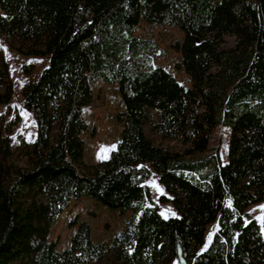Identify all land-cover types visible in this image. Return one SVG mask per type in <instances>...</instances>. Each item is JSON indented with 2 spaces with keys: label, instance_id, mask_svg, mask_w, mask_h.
<instances>
[{
  "label": "trees",
  "instance_id": "1",
  "mask_svg": "<svg viewBox=\"0 0 264 264\" xmlns=\"http://www.w3.org/2000/svg\"><path fill=\"white\" fill-rule=\"evenodd\" d=\"M0 11V36L48 57L23 92L36 125L28 167L8 162L0 138V264H169L179 252L188 264H264V234L247 212L264 200V0H0ZM140 23L183 33L190 88L155 63L152 39L133 35ZM97 79L117 83L122 129L109 157L84 171L81 111ZM152 110L153 129L188 145L184 154L145 135ZM217 126L229 128L226 161L208 146ZM152 170L178 216L161 215ZM82 197L133 213L109 242L80 223L58 251L50 228Z\"/></svg>",
  "mask_w": 264,
  "mask_h": 264
},
{
  "label": "rangeland",
  "instance_id": "2",
  "mask_svg": "<svg viewBox=\"0 0 264 264\" xmlns=\"http://www.w3.org/2000/svg\"><path fill=\"white\" fill-rule=\"evenodd\" d=\"M0 14L3 12L0 11ZM133 35L152 39L156 45L155 63L170 72L185 88L191 87L190 77L183 69L182 56L178 50L183 40V33L178 27L167 24L152 27L140 23ZM233 43L234 38L229 36L225 37L223 45L231 46ZM30 48V44H22L17 37L6 41L0 36V138L8 137L10 140L8 162L22 168L29 165L25 150L31 148L36 133L35 120L22 103L23 92L28 82L36 78L48 62L47 56L29 54ZM91 88L92 101L81 111L86 129L79 135L83 142V153L78 169L84 171L109 157L120 139L122 121L119 114L124 111L117 83L110 84L97 79L91 83ZM7 93L10 98L5 103L3 100ZM157 121V112L152 110L143 126L145 135L156 146L184 154L188 145L176 137L163 138L152 127V122ZM228 139L229 128L217 126L208 141L210 149L218 148L222 161L227 159ZM146 184L152 199L160 207L161 215L178 216L170 201L172 195L164 189L153 170ZM161 196L166 197V200L161 201ZM247 212L260 223L264 234V200L250 205ZM132 213V210L111 209L90 197L72 200L50 228L49 239L56 242L58 251H62L70 246L71 237L79 224L86 222L94 243L109 242L115 233L124 229L125 221ZM216 226L215 222L207 225L205 242L198 251L208 246ZM169 264H178V259L173 258Z\"/></svg>",
  "mask_w": 264,
  "mask_h": 264
},
{
  "label": "water",
  "instance_id": "3",
  "mask_svg": "<svg viewBox=\"0 0 264 264\" xmlns=\"http://www.w3.org/2000/svg\"><path fill=\"white\" fill-rule=\"evenodd\" d=\"M178 264H188L186 259L183 256H181L180 252H179V256H178Z\"/></svg>",
  "mask_w": 264,
  "mask_h": 264
}]
</instances>
